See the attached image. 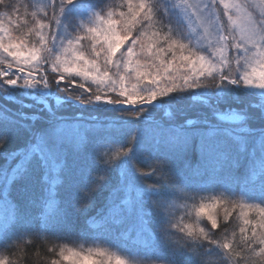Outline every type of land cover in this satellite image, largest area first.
Returning <instances> with one entry per match:
<instances>
[{
    "label": "snow or ice",
    "instance_id": "obj_1",
    "mask_svg": "<svg viewBox=\"0 0 264 264\" xmlns=\"http://www.w3.org/2000/svg\"><path fill=\"white\" fill-rule=\"evenodd\" d=\"M32 7L0 0V33L5 15L25 29L0 35V264H39L36 241L73 228L130 242L146 264L264 258V12L246 0ZM177 199L194 202L195 224L175 222Z\"/></svg>",
    "mask_w": 264,
    "mask_h": 264
},
{
    "label": "trees",
    "instance_id": "obj_2",
    "mask_svg": "<svg viewBox=\"0 0 264 264\" xmlns=\"http://www.w3.org/2000/svg\"><path fill=\"white\" fill-rule=\"evenodd\" d=\"M110 0H107V2H109ZM10 3L13 2V0H9ZM30 2V6L32 7V5H39V3H41V0H29ZM193 3L196 2V0H192ZM33 8V7H32ZM2 10V9H1ZM0 10V13H2L3 11ZM33 10H35L33 8ZM126 10V6L125 9ZM258 12H260V10L258 9ZM5 17H3V25L4 28L7 29L6 33H10V30H8V27H6V20H4ZM31 19V18H30ZM6 33H0V35L5 36ZM171 54H169L170 57ZM4 67L3 63H0V68ZM53 75L51 72H49V78L52 79ZM3 102H1L0 100V105ZM67 115L71 116L73 113H71L70 111L66 112ZM107 147L111 148L113 151H115L117 144L113 143L110 145H107ZM193 161H195V157H193ZM84 164V160L83 158H81L80 160H77L74 168H80L82 167ZM73 179H76V177H73ZM201 195H211L209 194H201ZM200 197H197L195 200V205L198 206V202H199ZM202 202H207V201H202ZM179 203L181 204H188V207H191L192 209H195L193 204L194 202L191 199H182L179 201ZM182 208H178L176 206H174L171 211L174 213V218H175V222H182L185 223L186 220L188 219V216H190L192 212V209H189L188 211H186L184 209L181 210ZM188 209V208H187ZM181 211V212H179ZM220 218L221 220L223 219V215L220 214ZM230 220V225L228 228V232L229 235L231 234V232L233 231V229H235L236 231V240L239 241V226H241L242 221L239 219V216L237 214V212H233L232 216L229 217ZM59 239H55V240H50V241H36L37 244H40L43 248V251L41 252L40 255L35 256L34 259L36 261L39 262V264H50L51 259H57L60 261L61 264V256L59 255L61 249H63L64 252H67L69 250H77V251H83V250H88V251H93V250H101L104 251L106 253H110L113 255H119L120 257L124 258V259H128L130 260L131 264H146V260H147V253L144 252H140L137 251L130 242H122V241H117L114 238L108 237V238H101V239H97V237L95 235L92 234H88L87 236L80 231L79 228H73L71 230H59L57 233ZM249 235H251V231L249 229ZM221 239H223V236L221 235ZM106 240V242H104ZM53 244L56 245V254L53 255L51 253L47 252V249L52 247ZM253 259L256 260L257 264H264V259H262L261 257H253Z\"/></svg>",
    "mask_w": 264,
    "mask_h": 264
},
{
    "label": "rangeland",
    "instance_id": "obj_3",
    "mask_svg": "<svg viewBox=\"0 0 264 264\" xmlns=\"http://www.w3.org/2000/svg\"><path fill=\"white\" fill-rule=\"evenodd\" d=\"M133 2L135 3V0H133ZM242 2H244V0H242ZM108 3H117L118 4V3H120V0H110ZM246 3H247L248 10L251 11V12H253L257 16H259V14L261 12H264V0H246ZM12 4H15L17 7H19V10H20L21 15L24 14L26 7H27V11L29 13H31L33 11V8L30 6L29 0H13ZM258 9L260 10V12H258ZM1 11L4 12V9H2ZM221 11H222V9H221ZM4 17H5L4 20H6L5 22L7 24L6 27H8V30H10V33H6V35L4 36L5 41H7L9 35L13 39H15L16 37L20 36L23 31H25V29L22 28L21 25L16 22L15 17H12L11 18V20H12L11 23H9V19L10 18L7 15H5ZM29 19H30V17H29ZM224 19H225V22H226L227 21V18L225 17ZM36 40H37V38L35 36L31 37V42H35ZM4 67H5V65H4ZM13 70H15V69H13ZM131 83H135V81L133 80ZM131 83L129 84V87H131ZM78 91L79 90H77V92L74 93V94H77ZM17 95H18V93H17ZM21 98H22V96H21ZM112 98L113 99H116L117 97L114 94H112ZM0 100H1V102H3L2 104H4V100L3 99H0ZM9 107L15 108V107H17V105L9 104ZM67 111H70L72 113V110L71 109H68ZM180 200H182V199H177L176 201H174V206H176L178 208H182L181 210H183V211H184V209L186 211H188L189 209H192L191 207H188L187 206L189 203L188 204L187 203L186 204H181V203H179ZM201 202L202 201L199 200L198 204H200ZM228 209H229V211L232 210L231 209V205H228ZM215 211L219 215L220 214L223 215L224 207H217L215 209ZM239 211L240 210L238 208L235 210V212H237V214L239 213ZM179 212H181V211H179ZM189 214H191V215L188 216V219L186 220L185 223H187V224H195L197 222V217L195 215V209H192V212L189 213ZM249 218L250 219H255L256 217L253 214V215H250ZM72 251L79 252V253H81L83 255H88L89 253H92L95 259L104 260L105 262L107 261V258L109 256H111V257H113V264H114V258H115V256H117V255H113V254H110V253L108 254V253L105 252V256L104 257H95V253H96L97 250H93V251H88V250L77 251V250H74L73 249ZM64 254L65 255H68L69 254V251L64 252ZM121 259H124V258L121 257ZM262 259H264V258H262ZM124 260L126 261V264H131L130 260H128V259H124ZM61 264H73V261L72 260H69V261L61 260ZM79 264H92V260L80 261Z\"/></svg>",
    "mask_w": 264,
    "mask_h": 264
}]
</instances>
